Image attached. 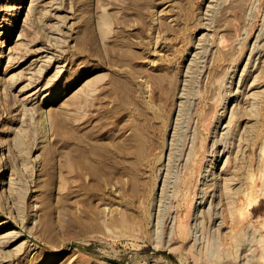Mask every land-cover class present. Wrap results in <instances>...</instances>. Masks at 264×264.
Wrapping results in <instances>:
<instances>
[{
	"label": "rangeland",
	"instance_id": "374dc122",
	"mask_svg": "<svg viewBox=\"0 0 264 264\" xmlns=\"http://www.w3.org/2000/svg\"><path fill=\"white\" fill-rule=\"evenodd\" d=\"M263 137L264 0H0V264H264Z\"/></svg>",
	"mask_w": 264,
	"mask_h": 264
},
{
	"label": "bare ground",
	"instance_id": "6f19581e",
	"mask_svg": "<svg viewBox=\"0 0 264 264\" xmlns=\"http://www.w3.org/2000/svg\"><path fill=\"white\" fill-rule=\"evenodd\" d=\"M235 71V70H234ZM235 73V72H234ZM233 76V75H232ZM231 78V77H230ZM233 78V77H232ZM231 86V85H230ZM57 90V89H56ZM56 90L54 91V93L52 94V97H51V99L52 98H54L55 97V92H56ZM227 101V100H226ZM225 101V102H226ZM225 105V104H224ZM222 107V106H221ZM225 108H226V106H224ZM222 110H224V109H222ZM222 112H224V111H222ZM219 114H220V112H219ZM223 114V113H222ZM221 114V115H222ZM220 118V117H219ZM221 119V118H220ZM218 124H219V121H218ZM216 127V126H215ZM80 157H82L83 158V161L81 162L80 160H79V162L81 163L80 165L81 166H83V165H85V166H87V167H90V168H93V171L95 170V168H97V169H100L99 168V166L100 165H102L103 164V161H105V159H111V156L108 154V153H105V154H101V155H95L94 154V157L98 160V163L95 165V164H93V163H90V161H88L87 159H85L84 160V158H86L85 156H80ZM116 159V157H114L113 158V160H115ZM84 161H85V163H84ZM0 162H2V160L0 161ZM261 162H262V165H263V171H264V137H263V142H262V159H261ZM196 165H197V167H198V172L196 173V175L198 176L199 174V172L201 171H199V169H201V163L200 162H196ZM98 172L99 171H95L94 172V174L95 175H99L98 174ZM204 174V173H203ZM264 175V174H263ZM2 182V180H1V175H0V183ZM217 193V192H216ZM216 193H215V195H216ZM214 196V195H213Z\"/></svg>",
	"mask_w": 264,
	"mask_h": 264
}]
</instances>
